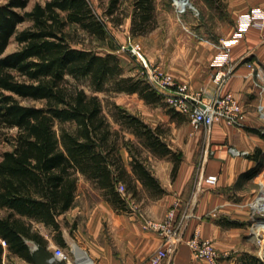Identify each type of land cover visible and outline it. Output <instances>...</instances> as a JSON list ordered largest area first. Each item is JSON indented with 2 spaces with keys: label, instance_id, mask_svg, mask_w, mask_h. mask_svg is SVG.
<instances>
[{
  "label": "trees",
  "instance_id": "obj_1",
  "mask_svg": "<svg viewBox=\"0 0 264 264\" xmlns=\"http://www.w3.org/2000/svg\"><path fill=\"white\" fill-rule=\"evenodd\" d=\"M123 1H110L111 15ZM205 1L222 7V0ZM28 4L29 0L0 3V146H9L0 153V264H6L5 253L33 264L47 259L50 240L40 224L52 240L68 246L65 229L73 234L77 222L69 225L62 216L77 201L81 177L117 210L127 212L132 210L130 195L146 192L155 199L167 193L150 164L151 156L172 160L173 178L183 160L170 146L169 125H152L116 102H110V115L106 112L98 92L139 94L148 105L167 108L173 119L186 118L164 101L147 75L127 74L115 49L102 53L94 46L76 45L85 42L73 38L72 28L101 42L109 38L93 2L47 0L26 10ZM130 5L132 36L157 28V0H130ZM26 20L31 25L19 31ZM12 37L19 48L7 52ZM81 80L88 81L92 94L81 87ZM248 129L264 138L258 128ZM256 154L251 157H261V150ZM257 163L241 173L234 187L253 178L260 158ZM121 184L126 195L119 190ZM31 242L39 249L32 251ZM241 262L264 264L249 252L243 253Z\"/></svg>",
  "mask_w": 264,
  "mask_h": 264
},
{
  "label": "crops",
  "instance_id": "obj_2",
  "mask_svg": "<svg viewBox=\"0 0 264 264\" xmlns=\"http://www.w3.org/2000/svg\"><path fill=\"white\" fill-rule=\"evenodd\" d=\"M163 1L157 0L158 12L163 9ZM222 2L226 6L227 17L218 19L221 36L219 41L203 44L204 50L201 49L202 42H199L196 47L201 51L194 50L190 55L185 53L179 55L166 49L161 51L155 66L169 71L179 83L187 85L189 92L198 94L206 102L220 93L232 92L244 105L249 126L238 128L227 121H221L208 134L204 127L195 128L188 115L181 113L185 119H173L163 106L148 105L139 94H134L146 107L153 108L152 111L150 108L149 112L139 111L138 114L140 113L152 125L170 126L168 134L170 146L182 154L183 160L176 177L173 178L172 160L151 156L150 164L166 187L167 193L155 199L150 198L146 192H142L138 197L129 194V207L132 210L127 212L117 210L91 182L84 176L80 178L77 201L62 218L66 217L69 224L73 216L81 218V223L78 224V237L86 240L91 252L86 247L83 249L91 254L96 264H151L150 257L164 244L165 237L159 230L145 227V221L147 218L155 221L162 219L176 204L177 218L186 211L194 213L188 221L183 237L190 239L198 232L202 238L211 240L218 250L226 254L221 264H242L241 256L244 252L257 254L256 250L251 248L245 228L250 219L249 209L240 205L242 200L247 199V192L234 185L242 172L258 164V158L234 157L228 151L227 145L249 149L253 155L261 150L264 155V138L248 129L259 126L256 122L258 119L261 120L257 117V108L261 106L258 102L261 101L259 97L261 91L256 86L255 73L264 70V29L253 25L233 44L231 62L234 64V70L224 78V81H216L214 75L219 71L217 56L221 41L233 35L242 17L252 9L264 10V0ZM158 28L149 36H156ZM130 30L131 22L128 25V31ZM151 57L153 58V54ZM211 149L216 150V153L207 157L206 153ZM122 152L124 157H128H125L128 163L129 152L126 148ZM212 174L218 175L219 181L216 185L209 184L205 179L203 184L199 185L201 176L204 178ZM83 184L86 191L82 193ZM141 186L139 185L140 189ZM255 190L256 188L250 191L248 200L252 198ZM89 195L94 198H90ZM220 219L226 224L221 223ZM228 219L244 224L227 225ZM38 226L49 238V247H53L55 241L49 237L47 227L43 224ZM67 233L71 234L68 228L65 229V238ZM15 257L21 259L23 263H31L19 256L11 258ZM163 264H209V262L207 259H195L190 245L185 240Z\"/></svg>",
  "mask_w": 264,
  "mask_h": 264
},
{
  "label": "built area",
  "instance_id": "obj_3",
  "mask_svg": "<svg viewBox=\"0 0 264 264\" xmlns=\"http://www.w3.org/2000/svg\"><path fill=\"white\" fill-rule=\"evenodd\" d=\"M171 3L177 14L178 21H181L183 28L189 31L190 27L183 21V16L190 13L195 18H200L201 12L198 6L191 0H171ZM253 25L264 29L263 9H252L250 13L242 17L233 37L225 38L221 41L218 63L221 67L224 66L225 68L218 71L215 75L217 81L224 80V78L233 72L234 66L231 63L232 46L239 41L246 34L245 32ZM122 50L129 51L138 59L140 65H142L143 69L148 73L147 78L161 93H163L165 97L164 101L178 112L188 115L195 128L204 127L207 133L210 134L213 127L221 121H227L229 124L238 128L247 126L245 107L232 92L220 93L206 102L198 94L189 92L187 85L179 83L169 71L153 65L139 42L130 40L129 42L123 43L117 51ZM255 76L257 79L256 84L261 87L263 93L264 70H258ZM263 114L264 105H261V119H263ZM227 149L234 157H251L253 155L252 151L249 149L238 148L232 144L227 145ZM215 153L216 150L211 149L206 153V156L209 157ZM204 179L211 185H216L219 181L217 174L208 175L204 178L201 176L199 185L203 184ZM119 190L123 195H126L123 184L119 186ZM244 206H247L249 209L251 220L264 222V182L259 184L256 193H254L252 198L248 200ZM177 207V204L171 207L160 220L155 221L147 218L145 221V227L155 231L159 230L165 237L164 244L150 257L151 264H163L168 261L176 252L178 245L185 240L190 245L195 259H207L209 264H221L226 254L218 250L211 240L202 238L199 236L198 232L190 239H185L183 237L185 228L189 223L188 221L194 216V213L192 211H186L180 218H177ZM254 225L256 227L257 224ZM255 232L256 228L253 231V235L256 236L259 242H263L264 239L260 237V231L257 234ZM4 244L6 243L4 242ZM77 247L78 245L76 243H71L69 249L61 245H56L53 249L54 258L64 264H96L95 259L86 249H83L86 254L83 256L78 253ZM38 249V244L31 242V250L36 251Z\"/></svg>",
  "mask_w": 264,
  "mask_h": 264
},
{
  "label": "rangeland",
  "instance_id": "obj_4",
  "mask_svg": "<svg viewBox=\"0 0 264 264\" xmlns=\"http://www.w3.org/2000/svg\"><path fill=\"white\" fill-rule=\"evenodd\" d=\"M6 1L8 0H0V3H6ZM46 1L47 0H29V4L26 7V10H31L34 7L35 3L37 2L45 3ZM91 1L93 2V5L95 9H97V12L102 18L103 22L106 24V27L109 31V38L107 41L101 42L96 39H92L88 37V35L82 30H79V32H75V30L72 28L71 30L73 32V38H75L77 42H80V40H84L85 42L84 44L79 43L76 45L78 46L85 45L88 47L94 46L97 51L102 53H108V51H110L111 49H115V52H117V54H119L122 59V64L126 66L127 74H137V72H140L141 74L148 76L147 71L143 69L138 59L132 53L126 50L117 51L118 50L117 48H119L123 43L129 42L130 40H133L134 42H139L142 45L143 51L147 53L152 64L155 65L157 59L160 57L161 51H165L166 49L169 50L171 53H178L179 55L180 54L183 55L185 53L187 55H190L193 53L194 50H198L199 52L201 51V49L204 50L203 46L208 45V42L219 41V38L221 36L218 30V26H219L218 19L219 18L226 19L227 17L226 6L223 4V2H222V7H218L209 2H206L205 0H191L192 2H194L196 6H198L201 12V16L200 18H195L190 13L183 16V21H185V23L190 27V30L187 31L181 25V21H178L177 14L175 12L174 7L172 6L171 1L169 2L168 0H164L163 1L164 5L162 6L163 9L157 12V19L159 21L157 28L159 26L160 28H158L156 36H149V34L145 36H141V35L132 36L131 30L128 31V25L129 22H131V17L129 16L133 10V8L130 5V0H124L120 5V9H118L114 15H111L108 9L111 0H91ZM127 14L129 15L126 16ZM30 25H31V21L29 20L22 22L19 26V31ZM234 32L232 33L233 35ZM233 35H231L230 38L233 37ZM199 42H202L201 49L196 47V44H198ZM18 48H19V44L17 40H15V37H12L11 42L7 48V52L14 51ZM151 54H153V58L151 57L152 59L150 58ZM219 54L220 51L218 52V56H217V64L220 71L225 67L224 66L221 67L220 64L218 63ZM232 65L234 66L233 63ZM217 72L215 73V75L217 74ZM222 81L224 80H221L219 82ZM80 85L81 87H84L89 94L93 93L92 89L88 85V81L81 80ZM256 86L258 87L259 91H261V94L260 95L258 94L259 97L261 98V101L260 100L258 101L260 102L259 105H264V92L262 93L260 86H258L257 84ZM98 95H100V97L102 98L104 108L106 109V112L109 115H110V109H109L110 102H116L136 113L145 110L149 112L150 108L151 111L153 109L151 106L150 108L149 106L146 107L142 102H140L139 97L134 96V94H129L126 92L124 93L98 92ZM255 96H257V93ZM27 102L33 103L32 101H27ZM257 112H258L257 117H260V106L257 108ZM262 118L264 119V116H262ZM263 119L261 120L258 119V121L256 122L259 125L256 128H258L261 132H264ZM247 126H249L248 122H247ZM7 148H9V146L7 145L0 146V153ZM260 162L261 165L259 166V169L255 173L253 178L244 180L239 187L240 189L243 188L244 191L247 192L246 194L247 199L241 201L240 203L241 206L244 205L247 202V200L250 198L249 197L251 193L250 191L254 188L257 189L259 184L261 182H264V155L261 156ZM84 191H86V186L83 184V186L81 187V192L83 193ZM89 196L90 198H94V196L91 195ZM244 209H246V207ZM75 220L77 222L76 224L77 227L74 228L73 234H69V233L66 234L67 237L66 240H68V246H63V247L69 249L71 243H76L81 248L86 247L88 251L91 252L90 247L86 245V240L78 237L79 236L78 224L81 223V218L80 217L75 218V216H73L72 222H70V224H72ZM257 223H259V220L253 221L249 219L248 223L245 224V228L247 229L248 240L251 242V248L256 250L257 257L259 256L260 258L264 259V249H263L264 240L263 242H259L256 236L253 235V231L256 228L255 233L257 234L260 231L261 233L260 237L264 239V229H258L257 225L255 227L254 224ZM56 245H61V244L55 242L53 247ZM53 247L51 246L49 247V251H48L49 257L45 260L42 261L40 260L39 264H64L63 262L54 258ZM4 256H5L6 264H27V263H23L22 260L19 258L15 257L12 259L6 254H4Z\"/></svg>",
  "mask_w": 264,
  "mask_h": 264
},
{
  "label": "bare ground",
  "instance_id": "obj_5",
  "mask_svg": "<svg viewBox=\"0 0 264 264\" xmlns=\"http://www.w3.org/2000/svg\"><path fill=\"white\" fill-rule=\"evenodd\" d=\"M263 116H264V114H263ZM257 228L258 229H264V222L257 223ZM77 251L79 254H81L83 256L86 255L85 252L83 251V248H81L80 246L77 247Z\"/></svg>",
  "mask_w": 264,
  "mask_h": 264
}]
</instances>
